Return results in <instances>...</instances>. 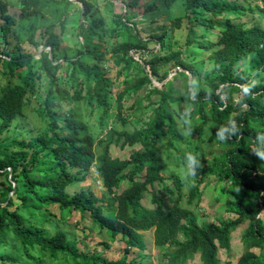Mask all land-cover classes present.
<instances>
[{
	"label": "trees",
	"instance_id": "obj_1",
	"mask_svg": "<svg viewBox=\"0 0 264 264\" xmlns=\"http://www.w3.org/2000/svg\"><path fill=\"white\" fill-rule=\"evenodd\" d=\"M103 1L107 15L97 0H18L14 17L10 2L0 0V264H141L126 253L144 249L141 232L150 229L157 264H190L196 258L198 264H221L218 249L229 248L231 231L245 221L244 251L236 264H264V160L255 155L264 152V0ZM81 8L72 27L76 50L69 55L59 47L55 29L65 31L71 13L77 9L81 15ZM246 11L256 19L250 26L239 21ZM42 18L49 20L36 41L35 20ZM17 22L28 33L13 38L28 39L35 53L16 42L17 55L7 50ZM181 28L184 41L174 45L172 32ZM193 48H199L196 56ZM206 61L212 65L204 68ZM112 66L126 77L115 92L108 75ZM145 85L146 97L155 94L157 101L143 107L138 99L131 114H124V96ZM27 108L41 127L20 132L29 139L2 136L20 129L17 118ZM184 109L192 127L186 126ZM145 111L150 113L142 121ZM93 114L106 130L103 138L89 131L86 116ZM176 118L191 128L190 135L177 132ZM117 121L139 126L117 130ZM231 123L235 134L229 127L227 138L219 139L217 131ZM166 135L168 146L176 147L178 139L187 144L177 152L184 166L191 146L201 151L203 143L202 154L210 158L196 157L204 163L198 180L187 181L180 168L162 174L159 144ZM135 144L140 148L127 158L112 155L113 145ZM92 169L105 188L100 197L79 185ZM208 174L223 183L232 218L198 222L183 205L184 197L200 199L199 183ZM147 193L151 206L142 203ZM74 212L79 219L71 220ZM81 219L110 241L120 238L125 254L112 260L103 249L90 248Z\"/></svg>",
	"mask_w": 264,
	"mask_h": 264
},
{
	"label": "rangeland",
	"instance_id": "obj_2",
	"mask_svg": "<svg viewBox=\"0 0 264 264\" xmlns=\"http://www.w3.org/2000/svg\"><path fill=\"white\" fill-rule=\"evenodd\" d=\"M8 1L10 2L8 12L14 17H17L19 13L18 0H8ZM238 1H240L242 4H247L246 0H238ZM103 2H104L103 0H97L96 6L101 8L102 14H105V11L102 10ZM251 4H253V2H251ZM120 5H121L120 2H117L115 4V9L117 11L121 10ZM79 17H80V14L77 11V9H75L69 17L66 30L61 31L58 27L55 29V32L59 35L58 36L59 37V47L61 49H65L69 55H72L73 53H75V50H76V45H75L76 36L72 31V27L77 23ZM48 20L49 19H44V18L35 20L36 29L34 31L35 33L34 39L36 41L40 40L41 38L39 34L40 29L43 28L44 25H46ZM255 20L256 19L252 15V12L246 11V13L243 14V17L239 21H243L246 23V26H250L254 23ZM1 21L2 19L0 18V23ZM185 22L186 20H183L182 22L183 26L185 25ZM12 27L14 28L15 31L11 32L8 35V39L11 43L6 45L7 50L17 55V52L19 50L18 48H16V45H15V42H16L18 43L19 47H21L22 51L35 53L37 51L36 47L28 39L24 37V40H21V42L19 41L17 42L13 38L16 33H20V34H23V36H25V34L28 33L27 28H23V30H21L20 22H17ZM183 41H184V29L183 28H181V30H175L172 32V42L174 45L176 43L182 44ZM149 45L152 47L154 46V43L150 42ZM39 48H42V46H40ZM193 50H194V53L191 52V54L196 56L199 53V48H193ZM210 65H212L211 61L209 62L206 61L204 64V68L207 66L209 67ZM243 67L244 65L240 66L238 69H241ZM118 69L119 67L112 66V68L108 72L109 77H111L114 83L112 85L114 92L118 89H122L126 85L123 82V80L126 79L125 75L116 74V71ZM172 74L173 73L171 72L165 80L171 79ZM130 77H132L131 73H129L127 78H130ZM43 80H45V78ZM254 81H256V79ZM0 82H1V79H0ZM154 83L160 87L163 86L162 82H159L156 79L154 80ZM174 84H176L179 89L184 87V84L181 83L180 80H174ZM146 89L149 90V85H145L144 87L138 89L136 92L129 91L124 96L123 98V113L124 114H129V113L131 114V111L135 109V106H136L135 103L138 99L142 100L140 105L143 107L148 105L149 100L157 101L155 100L157 98L155 94H152L150 99L146 97V92H147ZM111 102H112V105L114 106L115 99H112ZM153 104L155 105V103ZM35 105H36L35 102H32V107H35ZM184 111L187 117L186 126L190 127L191 125L192 127L194 124V121L188 117V110L184 109ZM149 113H150L149 111L144 112L141 118L142 121H147V117ZM95 116H96L95 114H93L92 116H86V119H88L89 131H91L94 134V136L103 138L105 137L106 130H101V128L99 127V125L97 124L95 120ZM129 118H131V116ZM17 121L19 122L21 126L20 129L15 128L16 130L14 129L12 131H9L8 133L2 134V136H6V135L14 133V135H19L20 137H26L22 135V133L27 132L28 130H31V129H32V132L34 133L36 132V130H38L41 127V124H42V122L39 121L36 112L30 108H27L25 111V115L19 116L17 118ZM130 121L132 120L130 119ZM175 122H176V125L178 126L177 132H179V134L185 137L191 134V128L187 130L185 127H182V120H180L179 118H176ZM135 126L136 127L139 126V123H136V124L127 123L126 126L121 125V121H117L115 123V127L117 128V130H121L124 128V129H128L129 131H132L133 127ZM26 139H29V138L26 137ZM167 139H168V136L166 135L163 141L159 144V154L161 156V161L163 163L162 174L164 176H167L168 174H170V170L180 168V171H183L184 176L187 179V181L198 180L200 178L198 167L200 164H204V163H200L198 159L199 165L196 168V173L195 175H191L188 170L187 160H186L185 166L181 165L179 164V159L177 155L178 149L181 151H185L187 144L185 143L184 140L178 139L177 141H175L176 147L168 146L166 143ZM111 147H112V151H111L112 155L118 158H121V159L129 157L132 151L140 148L138 144H135L134 146H131V147L126 145L123 148H121L120 146H115V145ZM200 147H201V151L197 150L195 145L191 146L192 153H195L193 155L196 157L201 156L203 158L205 156L207 158H210L209 155L205 153L202 154L203 143L200 145ZM177 163L179 164L178 166H177ZM214 177L215 176L213 174H208L207 176H204V178L199 183V189L201 191V197L199 200L194 198L192 202H187L188 201L187 197H184L183 199V205L190 208L193 211L198 222H203V223L218 222L220 219H228L234 216L232 212L227 211L225 208L226 205H225V201L223 200V195H222L223 192H221V189H220V186L223 183L222 182L216 183L214 181ZM79 185L91 188L92 191L98 197H100V195L105 192V188L102 186L101 180L98 178L97 172L95 169H92L91 173L88 174L86 178ZM124 186L125 184H123L121 187H124ZM184 192H187V187H184ZM142 203L146 206L152 205L149 193L146 194V197H144V199L142 200ZM249 203L252 206L254 205L253 204L254 202L251 200L249 201ZM75 219L76 220L79 219V214L77 212H74L72 214L71 220H75ZM87 219L89 218L87 217ZM87 219L86 220L81 219L83 220L81 223H84V225L86 226V229H87L86 232L88 233V236H86L84 239H86V241L89 243L90 248L92 249L97 248L100 250L103 249L104 253H106L105 255L109 259H112V260L118 259L119 257L125 254V252L122 251L123 247L125 246L124 245L125 243L122 240H120V238L114 241H110L108 239V236L105 233L100 234L98 232V228L96 226H94L93 228H88L87 225H90V222ZM246 225H247V221L240 224L238 227H236L234 230L231 231L228 249H224V248L218 249V257L220 259L221 264H236L237 263L239 256L244 251V245L242 243L241 235ZM141 233H142V238H143L144 249L131 248L129 252L126 253L127 259L130 260L132 258H135L136 260H139L141 264H157L158 248L155 246V243H154L153 230L150 229L147 231H142ZM78 235L80 237H83L82 232H78ZM103 241H108L110 243V246L107 248L104 247L102 245ZM93 246H96V247H93ZM251 250L255 251L256 253L258 252L257 248H252ZM190 264H198V259L196 258L194 260H191Z\"/></svg>",
	"mask_w": 264,
	"mask_h": 264
},
{
	"label": "clouds",
	"instance_id": "obj_3",
	"mask_svg": "<svg viewBox=\"0 0 264 264\" xmlns=\"http://www.w3.org/2000/svg\"><path fill=\"white\" fill-rule=\"evenodd\" d=\"M229 127H231L233 129L232 134L234 135L236 132V125H235V123H231V125H228V126H225V127H222L221 129H219L217 131V137L221 140L226 139L227 138L226 133L228 132ZM255 155L259 159L264 160V152L257 151V152H255ZM198 165H199V161L196 158V156H194L192 153H188L187 154V166H188L189 173L191 175H195L196 168L198 167Z\"/></svg>",
	"mask_w": 264,
	"mask_h": 264
},
{
	"label": "water",
	"instance_id": "obj_4",
	"mask_svg": "<svg viewBox=\"0 0 264 264\" xmlns=\"http://www.w3.org/2000/svg\"><path fill=\"white\" fill-rule=\"evenodd\" d=\"M82 12H83V8H81V15L80 16H82Z\"/></svg>",
	"mask_w": 264,
	"mask_h": 264
}]
</instances>
